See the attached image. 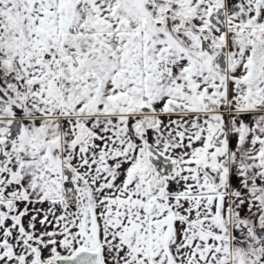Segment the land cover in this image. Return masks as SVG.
Returning a JSON list of instances; mask_svg holds the SVG:
<instances>
[{"label":"snow or ice","instance_id":"1","mask_svg":"<svg viewBox=\"0 0 264 264\" xmlns=\"http://www.w3.org/2000/svg\"><path fill=\"white\" fill-rule=\"evenodd\" d=\"M0 264H264V0H0Z\"/></svg>","mask_w":264,"mask_h":264}]
</instances>
